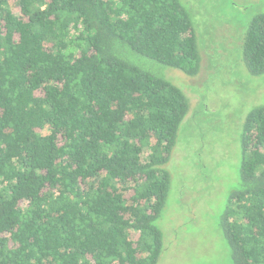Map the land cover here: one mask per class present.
Listing matches in <instances>:
<instances>
[{
  "label": "trees",
  "instance_id": "16d2710c",
  "mask_svg": "<svg viewBox=\"0 0 264 264\" xmlns=\"http://www.w3.org/2000/svg\"><path fill=\"white\" fill-rule=\"evenodd\" d=\"M198 76L182 0H0V264H156L163 168L186 94L125 54ZM264 74V0L242 43ZM220 218L232 264H264V104L245 116Z\"/></svg>",
  "mask_w": 264,
  "mask_h": 264
},
{
  "label": "rangeland",
  "instance_id": "374dc122",
  "mask_svg": "<svg viewBox=\"0 0 264 264\" xmlns=\"http://www.w3.org/2000/svg\"><path fill=\"white\" fill-rule=\"evenodd\" d=\"M262 1L182 0L196 34L198 76L125 54L179 87L190 105L163 165L169 190L155 221L163 239L156 264H232L220 218L229 193L239 186L245 116L264 104V74H250L242 56L248 22Z\"/></svg>",
  "mask_w": 264,
  "mask_h": 264
}]
</instances>
